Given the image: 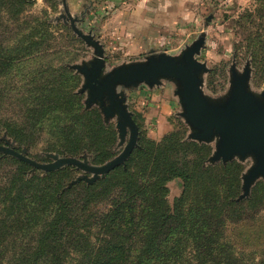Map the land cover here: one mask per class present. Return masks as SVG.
I'll list each match as a JSON object with an SVG mask.
<instances>
[{"label":"trees","instance_id":"16d2710c","mask_svg":"<svg viewBox=\"0 0 264 264\" xmlns=\"http://www.w3.org/2000/svg\"><path fill=\"white\" fill-rule=\"evenodd\" d=\"M258 3L238 20L254 76L264 72V39L250 28L264 15ZM31 5L0 0V132L19 148L41 143L44 152L85 153L102 165L115 155L117 133L98 109H85L81 77L67 68L76 60L68 46L81 41L67 29L63 39L48 11L32 15ZM133 120L139 148L92 184L66 189L72 166L31 175L26 163L0 159V264H264V251H239L264 239V185L238 201L242 164L208 165L211 146L183 141L182 124L153 141ZM175 180L182 189L170 204Z\"/></svg>","mask_w":264,"mask_h":264},{"label":"rangeland","instance_id":"374dc122","mask_svg":"<svg viewBox=\"0 0 264 264\" xmlns=\"http://www.w3.org/2000/svg\"><path fill=\"white\" fill-rule=\"evenodd\" d=\"M55 1L56 8L52 10L48 8L46 0H32L30 13L36 15L46 9L51 23L60 29L54 31L63 39H66L67 33H69L64 29L70 30V33L77 38L72 31V19L74 27L78 31L93 37L102 45L105 72L123 65L144 62L152 55L179 56L182 51L202 37L204 43L195 58L206 67V71L201 74L202 91L206 98L218 102L228 96L231 88L232 68L241 74L244 68L248 67L250 69V91L256 96H260L264 92V72L257 70L258 73L254 76L251 53L247 52L244 47V36L241 28L244 23L238 24L239 18L245 11H251L255 14L254 10L261 7L258 0ZM253 20L255 26L250 27L251 31L256 32L254 34L256 38L258 37L257 40H263L264 15L263 17L255 15ZM79 40L81 44L68 46L67 50L70 52V57H74L76 60L72 64H67V68L72 65H89L94 58V49L87 46L81 39ZM60 42L61 45L65 43L61 40ZM262 51H264L263 48ZM261 55L263 57L264 53ZM70 70L77 74L75 70ZM78 75L81 77L79 90L83 86L84 79L80 74ZM178 89L176 82L166 79L160 80L159 84L153 86L138 84L123 90L125 105L128 112L132 114V118L136 119L141 134L147 139L159 141L182 124L185 129L183 141L200 144L201 142L190 138L192 131L182 117L183 109L177 94ZM81 95H83L82 104L84 105L87 94ZM92 107L98 109L102 116L98 105ZM103 122L106 126L112 125L117 133V143L114 147L115 155L107 161L109 162L122 153L129 140V132L122 141L116 129L117 118L103 119ZM204 144L212 148V153L206 161L208 165L221 163L225 166L227 163L237 161L244 166L241 174V193L236 199L239 201V197L243 194L242 175L246 174L254 165L253 157L247 156L243 160L235 157L225 164L221 161L212 163L210 158L216 150V143L213 141ZM0 145L11 146L18 152L25 151L27 157L40 163H51L50 155L66 157L57 153L44 152L41 143L37 144L35 148L28 146L19 148L5 132H0ZM136 148H139L138 139ZM83 156L89 162L88 155L84 153L80 158ZM4 157L6 156L0 154V159ZM75 171L76 178L84 175L79 170L75 169ZM35 172L36 170L31 168L29 173L32 175ZM258 182L264 185L261 178L257 179L252 184L248 196L243 199L250 197L252 188ZM68 184L66 189H68ZM181 189L182 185L177 180L168 184V201L170 204L174 198L179 196ZM250 231L254 236H257V231ZM247 242L249 243L239 246L241 247L239 251L242 250L246 253L255 251L257 256L264 251V239Z\"/></svg>","mask_w":264,"mask_h":264},{"label":"water","instance_id":"95a60500","mask_svg":"<svg viewBox=\"0 0 264 264\" xmlns=\"http://www.w3.org/2000/svg\"><path fill=\"white\" fill-rule=\"evenodd\" d=\"M71 19L72 31L87 46L94 49V58L87 65L69 66L80 74L84 83L77 92L86 93L85 109L98 105L103 119L117 118L116 129L123 141L127 132L129 140L120 155L103 165H92L86 157H59L50 155L51 163H40L18 152L11 146L0 145V154L10 156L29 165L33 170L52 172L65 166H72L84 173L68 184V188L84 181L92 184L103 179L114 168L125 165L137 146L138 127L125 105L123 90L138 84L153 86L166 79L178 84L177 94L183 109L182 117L189 125L191 139L201 143H216V150L210 161L223 164L235 157L240 160L252 156L254 165L242 175V192L239 197L248 196L252 184L259 178L264 181V92L256 96L249 89L250 69L243 73L231 70V88L228 96L218 102L210 101L202 91L201 74L204 64L197 61L204 43L199 38L179 56L152 55L144 62L123 65L105 72L104 49L93 37L78 31ZM90 175V176H89Z\"/></svg>","mask_w":264,"mask_h":264}]
</instances>
